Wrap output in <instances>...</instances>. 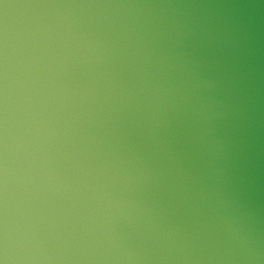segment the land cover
Wrapping results in <instances>:
<instances>
[{
	"label": "water",
	"instance_id": "water-1",
	"mask_svg": "<svg viewBox=\"0 0 264 264\" xmlns=\"http://www.w3.org/2000/svg\"><path fill=\"white\" fill-rule=\"evenodd\" d=\"M0 264H264V0H0Z\"/></svg>",
	"mask_w": 264,
	"mask_h": 264
}]
</instances>
